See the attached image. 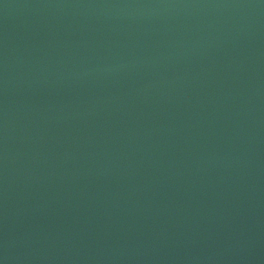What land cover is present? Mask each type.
<instances>
[{"label": "water", "instance_id": "obj_1", "mask_svg": "<svg viewBox=\"0 0 264 264\" xmlns=\"http://www.w3.org/2000/svg\"><path fill=\"white\" fill-rule=\"evenodd\" d=\"M0 264H264V0H0Z\"/></svg>", "mask_w": 264, "mask_h": 264}]
</instances>
